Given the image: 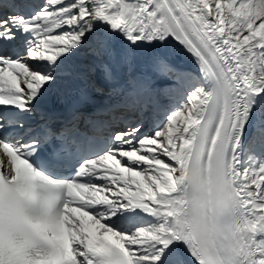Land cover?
I'll use <instances>...</instances> for the list:
<instances>
[{
	"label": "snow or ice",
	"instance_id": "snow-or-ice-1",
	"mask_svg": "<svg viewBox=\"0 0 264 264\" xmlns=\"http://www.w3.org/2000/svg\"><path fill=\"white\" fill-rule=\"evenodd\" d=\"M0 264H264V0H0Z\"/></svg>",
	"mask_w": 264,
	"mask_h": 264
},
{
	"label": "bare ground",
	"instance_id": "bare-ground-1",
	"mask_svg": "<svg viewBox=\"0 0 264 264\" xmlns=\"http://www.w3.org/2000/svg\"><path fill=\"white\" fill-rule=\"evenodd\" d=\"M177 44V55L176 60L182 66L186 68H194L196 65L194 63V58L190 53H187L186 50H182V46L178 45V42H174ZM165 101H162L164 103Z\"/></svg>",
	"mask_w": 264,
	"mask_h": 264
},
{
	"label": "rangeland",
	"instance_id": "rangeland-1",
	"mask_svg": "<svg viewBox=\"0 0 264 264\" xmlns=\"http://www.w3.org/2000/svg\"><path fill=\"white\" fill-rule=\"evenodd\" d=\"M257 23H259V21Z\"/></svg>",
	"mask_w": 264,
	"mask_h": 264
}]
</instances>
